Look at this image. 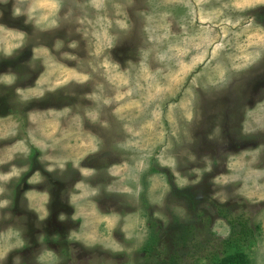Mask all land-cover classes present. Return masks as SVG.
<instances>
[{"label": "rangeland", "instance_id": "1", "mask_svg": "<svg viewBox=\"0 0 264 264\" xmlns=\"http://www.w3.org/2000/svg\"><path fill=\"white\" fill-rule=\"evenodd\" d=\"M235 236L264 264V0H0V264Z\"/></svg>", "mask_w": 264, "mask_h": 264}, {"label": "trees", "instance_id": "2", "mask_svg": "<svg viewBox=\"0 0 264 264\" xmlns=\"http://www.w3.org/2000/svg\"><path fill=\"white\" fill-rule=\"evenodd\" d=\"M187 232L189 231L187 230ZM245 232H241L243 236L241 238L245 239V235H246ZM241 238H238V239L241 240ZM238 239H236V236H235L234 239L231 238V239L222 241L221 245H223L226 248V252L222 253L221 255L217 249L212 250V252L210 253V258H208L210 263L211 264H249V261L246 255L240 251L239 245L236 244L238 242ZM227 250H230V251H227Z\"/></svg>", "mask_w": 264, "mask_h": 264}]
</instances>
